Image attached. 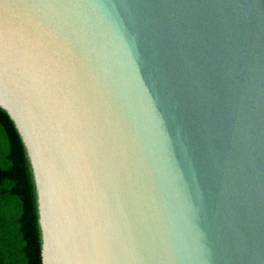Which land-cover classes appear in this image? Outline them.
<instances>
[{"label": "water", "instance_id": "95a60500", "mask_svg": "<svg viewBox=\"0 0 264 264\" xmlns=\"http://www.w3.org/2000/svg\"><path fill=\"white\" fill-rule=\"evenodd\" d=\"M30 264H264V0H0Z\"/></svg>", "mask_w": 264, "mask_h": 264}, {"label": "trees", "instance_id": "16d2710c", "mask_svg": "<svg viewBox=\"0 0 264 264\" xmlns=\"http://www.w3.org/2000/svg\"><path fill=\"white\" fill-rule=\"evenodd\" d=\"M0 264H30L7 113L0 108Z\"/></svg>", "mask_w": 264, "mask_h": 264}]
</instances>
